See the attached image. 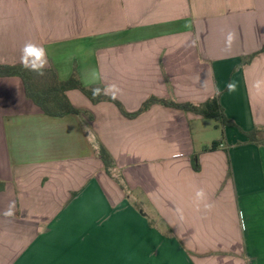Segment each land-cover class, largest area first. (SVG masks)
Instances as JSON below:
<instances>
[{"label":"crops","instance_id":"0c3cea01","mask_svg":"<svg viewBox=\"0 0 264 264\" xmlns=\"http://www.w3.org/2000/svg\"><path fill=\"white\" fill-rule=\"evenodd\" d=\"M28 44L128 113L218 98L236 127L204 145L203 116L79 90L50 117L0 78V264H264V0H0V65Z\"/></svg>","mask_w":264,"mask_h":264},{"label":"trees","instance_id":"16d2710c","mask_svg":"<svg viewBox=\"0 0 264 264\" xmlns=\"http://www.w3.org/2000/svg\"><path fill=\"white\" fill-rule=\"evenodd\" d=\"M261 52H264V48ZM255 55L248 58L249 63ZM18 77L22 80L27 97L39 107L42 112L50 117L62 118L66 115H80L82 111L77 109L67 96L70 90H79L86 95L93 103L111 102L115 104L124 116L128 118H135L140 114L149 110L153 105H162L171 107L185 112H193L207 119H213L224 126L236 127V124L229 120L224 114L223 109L219 104L218 98H213L206 103L196 105L192 103H177L165 99L152 97L147 100L142 108L136 113H128L122 103L118 99H113L104 92L102 86L87 87L83 85L77 76H73L70 80L62 82L59 80L56 71L53 68L43 69V75L37 74L35 71L26 69L22 65H0V78ZM99 88L101 94L93 96V89ZM249 141L254 144L263 142L264 130L255 129L250 133L244 132ZM220 147V141H215L210 147H206L205 151H215ZM99 156L102 160L106 171L110 174L116 168V163L108 152V150L101 145L99 149ZM193 167L195 171H200L199 156L194 155Z\"/></svg>","mask_w":264,"mask_h":264},{"label":"clouds","instance_id":"9594fccd","mask_svg":"<svg viewBox=\"0 0 264 264\" xmlns=\"http://www.w3.org/2000/svg\"><path fill=\"white\" fill-rule=\"evenodd\" d=\"M232 39H233V34L230 33L228 37L229 44L231 43ZM24 52L25 55L21 58L22 65L28 70L35 71L37 72V74L43 75V68L47 63L46 60L41 59V57L44 55V50L42 48L38 49L32 44H28L25 46ZM29 56L33 57L31 61L29 60ZM236 87L237 85L234 81L229 82V84L227 85V88L230 92L235 91ZM92 91L94 97L101 94V90L99 88H95ZM113 99H115V96H113ZM198 195H202V194H198Z\"/></svg>","mask_w":264,"mask_h":264},{"label":"rangeland","instance_id":"374dc122","mask_svg":"<svg viewBox=\"0 0 264 264\" xmlns=\"http://www.w3.org/2000/svg\"><path fill=\"white\" fill-rule=\"evenodd\" d=\"M200 126L202 128V131H200V134H202L199 141L204 145H209L214 139H221L222 137V129L223 125L220 123L221 127L220 129L216 130V126L218 125L217 121L213 119H202L199 121ZM264 138V135H262Z\"/></svg>","mask_w":264,"mask_h":264}]
</instances>
